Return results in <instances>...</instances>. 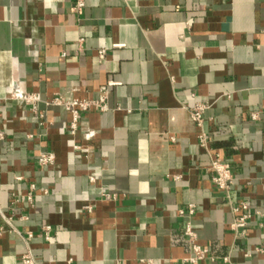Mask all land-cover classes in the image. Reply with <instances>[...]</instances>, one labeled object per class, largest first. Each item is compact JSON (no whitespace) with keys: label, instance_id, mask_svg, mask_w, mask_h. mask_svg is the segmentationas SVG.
I'll return each instance as SVG.
<instances>
[{"label":"crops","instance_id":"0c3cea01","mask_svg":"<svg viewBox=\"0 0 264 264\" xmlns=\"http://www.w3.org/2000/svg\"><path fill=\"white\" fill-rule=\"evenodd\" d=\"M76 2L0 0V264H187L192 203L200 264H264V219L235 237L212 168L221 154L233 195L264 209V0ZM110 81V109L75 135L64 108L12 97L96 98ZM205 101L208 148L189 109Z\"/></svg>","mask_w":264,"mask_h":264},{"label":"built area","instance_id":"2783aa9c","mask_svg":"<svg viewBox=\"0 0 264 264\" xmlns=\"http://www.w3.org/2000/svg\"><path fill=\"white\" fill-rule=\"evenodd\" d=\"M84 0H77L75 4V10L80 11L84 7ZM82 41V39L80 40ZM100 59H105L104 50L100 51ZM114 82L102 86L99 90L98 97L96 98H80L74 95H68L63 92H56L49 98L43 99L37 92L26 91L24 93H14L13 98L23 101L29 105L33 111L37 110V105L43 102L47 106L62 107L70 115L69 121V133L75 135L79 129L81 117L84 113L93 110L105 112L110 109L109 106V95L110 88ZM210 104L208 101L198 102L191 106L190 112L193 120L201 128L199 136L200 144L203 147L208 148L209 136L204 130L205 112L209 108ZM254 119L259 117L257 112L252 114ZM5 139V133L0 130V141ZM74 148H80L79 145L74 144ZM56 162V155L51 151H43L40 153L38 158L39 165L45 167L52 165ZM212 168L214 170L213 183L223 193L224 201L227 206L231 209L233 214V220L230 223V230L237 238H246L248 235L249 227L254 219H264V209L253 208L248 200L243 198H237L233 195V191L236 187V177L233 171L231 162L226 160L221 154L213 153L212 156ZM102 197L107 200H114L117 198V194L111 192H103ZM23 199L31 200V193ZM86 209L91 210L92 206L86 205ZM196 204H189L185 208H180L178 214L187 218V222L183 229V240L187 243L190 254L183 258V261L187 264H200V262L209 258V248L204 246L200 242V237L192 224V217L196 213ZM46 238H50V225L43 227ZM30 236L32 234L30 233ZM254 252L264 253V244L257 246L253 250ZM251 251L246 252V256H250ZM226 261L229 257L224 258ZM27 264H33L34 260L32 256L25 255L23 258Z\"/></svg>","mask_w":264,"mask_h":264}]
</instances>
